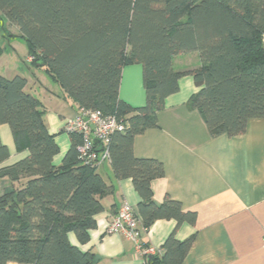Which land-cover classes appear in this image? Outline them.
<instances>
[{"label": "trees", "instance_id": "1", "mask_svg": "<svg viewBox=\"0 0 264 264\" xmlns=\"http://www.w3.org/2000/svg\"><path fill=\"white\" fill-rule=\"evenodd\" d=\"M4 18L26 41L28 62L45 70L79 111L98 109L123 124L107 148L116 177L134 183L141 225L176 221L146 264H184L196 233L180 239L178 231L195 224L197 212L169 195L155 201L153 181L165 176V167L137 157L134 140L159 126V111L187 73L198 87L188 103L211 135H241L251 119H264V0H0ZM5 50L0 44V54ZM188 51L199 53L200 65L175 69L174 57ZM135 63L143 68L142 106L120 96L123 69ZM46 112L27 77L0 72V126H10L18 152L28 151L5 164L10 150L0 136V178L11 181L0 195V264H96L70 235L79 244L90 241L114 186L99 163L80 157V133H69L71 145L56 163L60 146Z\"/></svg>", "mask_w": 264, "mask_h": 264}, {"label": "crops", "instance_id": "2", "mask_svg": "<svg viewBox=\"0 0 264 264\" xmlns=\"http://www.w3.org/2000/svg\"><path fill=\"white\" fill-rule=\"evenodd\" d=\"M11 26L19 37L18 27L9 23L7 28L10 30ZM173 61L175 69L188 70L200 65V56L188 51L176 55ZM53 84L57 87L52 91L55 96L69 102L59 104L58 112L46 122L60 146L56 157L59 164L71 145L64 125L79 109L63 96L56 82ZM197 91L193 76L184 75L180 90L169 96L165 108L159 111V126L135 137V155L158 159L165 167V176L153 181L157 203L169 195L181 201L185 209L197 212L196 223H185L178 231L180 239L196 233L184 264H264V119H251L241 135L213 136L200 111L188 103ZM120 96L133 106L146 103L141 64L124 67ZM41 100L47 111V103ZM0 136L10 150L5 164L27 154L26 150L17 151L10 126L1 125ZM99 170L114 186L113 192L102 200L104 209L96 216L90 241L79 244L74 234L70 235L71 241L84 251H91L96 264H143L150 256L145 249H161L176 221L158 220L143 231V251L123 233L107 232L108 222L122 204L127 201L136 209L140 198L132 179L116 177L110 159L104 160ZM10 188L11 181L0 178V195Z\"/></svg>", "mask_w": 264, "mask_h": 264}, {"label": "built area", "instance_id": "3", "mask_svg": "<svg viewBox=\"0 0 264 264\" xmlns=\"http://www.w3.org/2000/svg\"><path fill=\"white\" fill-rule=\"evenodd\" d=\"M29 60H33V57H29ZM123 127V124L113 114H105L98 109L82 108L75 117L66 121L64 130L68 134L80 133L82 135L79 153L84 161L101 164L104 160L109 159L107 146L112 135L117 130L123 129ZM100 147H103V149L99 150ZM135 211V208L125 201L112 220L108 222L106 231L123 233L135 242L139 251H143L141 235L146 230L141 225ZM160 252L161 249L152 246L145 249V253L149 255ZM144 263L146 264V261Z\"/></svg>", "mask_w": 264, "mask_h": 264}, {"label": "rangeland", "instance_id": "4", "mask_svg": "<svg viewBox=\"0 0 264 264\" xmlns=\"http://www.w3.org/2000/svg\"><path fill=\"white\" fill-rule=\"evenodd\" d=\"M3 24L9 25L7 18L0 20V44L7 46V49L0 54V71L8 78H13L17 74L28 78L29 89L47 103L45 115L47 122L52 114L58 112L57 107H59V104L67 105L69 102L55 96L54 92L57 89L55 84H53L55 82H53L45 70L37 68L28 62V46L26 41L18 36L9 37L7 32L1 28ZM10 30L12 33H17L14 27L10 28ZM2 125L9 126L8 124Z\"/></svg>", "mask_w": 264, "mask_h": 264}, {"label": "water", "instance_id": "5", "mask_svg": "<svg viewBox=\"0 0 264 264\" xmlns=\"http://www.w3.org/2000/svg\"><path fill=\"white\" fill-rule=\"evenodd\" d=\"M102 149H103V147H100V148H99V150H102ZM151 258H152V256L150 255V256H149V259H151Z\"/></svg>", "mask_w": 264, "mask_h": 264}]
</instances>
